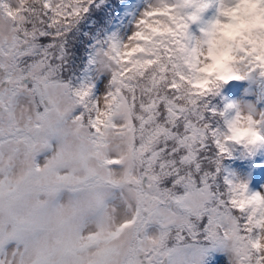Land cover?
I'll use <instances>...</instances> for the list:
<instances>
[{"label":"rangeland","instance_id":"374dc122","mask_svg":"<svg viewBox=\"0 0 264 264\" xmlns=\"http://www.w3.org/2000/svg\"><path fill=\"white\" fill-rule=\"evenodd\" d=\"M50 1L65 11L71 0ZM126 16L120 57L98 46L76 84L62 47L39 40L49 31L37 0H0V264H264V0H135ZM175 25L188 69L218 62L240 80L230 122L245 146L226 178L240 196L196 173L194 123L189 134L175 116L159 123L154 106L135 122L113 98L139 31ZM175 143L173 158L163 150Z\"/></svg>","mask_w":264,"mask_h":264},{"label":"trees","instance_id":"16d2710c","mask_svg":"<svg viewBox=\"0 0 264 264\" xmlns=\"http://www.w3.org/2000/svg\"><path fill=\"white\" fill-rule=\"evenodd\" d=\"M129 2L71 0L67 10L59 11L53 8L50 0H37L38 7L45 11L47 24L43 28L49 31L46 37L41 36L39 40L48 43L54 54L62 47V60L71 66L70 79L76 84L85 83L96 65L98 46L111 48L114 58L120 57L121 43L115 39L114 28L126 19ZM187 19L189 24L191 19L189 16ZM184 35L185 31L178 25L139 31V45L134 51L127 52L130 56L124 58L125 63L117 75L119 87L113 98L120 100L119 94L124 95L133 110L135 122L140 115L141 118L146 117L149 107L154 106L159 123H165L168 117L175 116L173 122L178 130H185L188 134L191 131L187 123H194L200 132L193 146L197 151L195 163H199V171L192 170V162L185 167L195 171L200 178L211 173L214 179H207L211 186L219 185L224 191L233 192L226 182V178H231L229 162L245 146L246 138L242 131L230 125L226 117L230 106L228 93L233 86L224 79L222 72L214 68L206 72L188 69ZM94 88H97L96 84ZM222 106L225 112L221 111ZM167 137L165 141H170V136ZM229 144L235 147L233 152L228 149ZM175 146L177 143L163 152L174 158L171 149ZM237 194L240 196V193L233 192V196L237 197ZM242 198L244 202L250 201L252 204V220L257 223L254 229L258 232L260 204L254 202L249 193ZM215 202L213 204L218 203Z\"/></svg>","mask_w":264,"mask_h":264}]
</instances>
